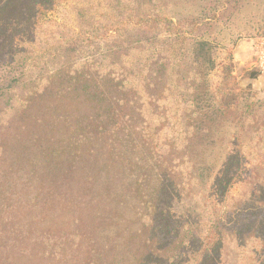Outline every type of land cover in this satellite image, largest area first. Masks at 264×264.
Wrapping results in <instances>:
<instances>
[{"label":"trees","instance_id":"1","mask_svg":"<svg viewBox=\"0 0 264 264\" xmlns=\"http://www.w3.org/2000/svg\"><path fill=\"white\" fill-rule=\"evenodd\" d=\"M58 1L0 0V61ZM141 12L130 21L154 35L142 46L0 94V264H264L262 107L247 101L231 143L245 130L254 164L245 155V170L230 169L244 156L228 154L204 178L198 148L236 113L232 71L207 81L215 49L196 37L204 21ZM129 152L142 157L136 180ZM126 191L137 199L127 202Z\"/></svg>","mask_w":264,"mask_h":264},{"label":"rangeland","instance_id":"2","mask_svg":"<svg viewBox=\"0 0 264 264\" xmlns=\"http://www.w3.org/2000/svg\"><path fill=\"white\" fill-rule=\"evenodd\" d=\"M146 7L163 9L174 23L187 25L186 21L196 18L207 24L199 28L196 36L214 44L215 69L207 81L217 83L222 68L230 66L233 75L230 88L236 90L239 99L235 116L229 122H221L222 126L216 125L212 132L213 140L198 148V155L205 157L196 167L206 178L209 173L225 166L228 154L239 157L242 151L241 163L232 162L228 166L234 170H245V155L248 154L245 152V141H248L245 130L237 146L231 143L239 131L238 120L245 113L247 101L260 104L262 110L255 109L264 114V65L259 64L257 58L258 46L264 49V0H60L53 8L43 11L36 23L15 40V46L4 52L7 54L0 61V94L15 85L17 93L26 92L25 82L39 76L46 77L72 61H86L107 51L118 52L142 46L139 43L142 39L154 35L146 34L145 37L130 20L135 19L131 18L132 13L142 14ZM107 35H113L115 40L107 39ZM165 37L166 33L155 36L151 39L153 45L161 43ZM247 41L252 43L251 52H245ZM189 63L190 57L185 64ZM183 89H186L184 84ZM208 102L204 101V104L208 106ZM129 155L136 164L132 177L136 180L142 157L132 156L130 152ZM247 158L253 165L252 156L247 155ZM196 191L199 192L198 200L202 197L205 201L206 190ZM244 191L245 187L238 185L233 194L239 197ZM126 195L127 202L137 199L133 191H126ZM188 204L194 206L196 202ZM176 207L177 211L183 208Z\"/></svg>","mask_w":264,"mask_h":264},{"label":"built area","instance_id":"3","mask_svg":"<svg viewBox=\"0 0 264 264\" xmlns=\"http://www.w3.org/2000/svg\"><path fill=\"white\" fill-rule=\"evenodd\" d=\"M257 58H258V63L263 66L264 65V49L260 46H258Z\"/></svg>","mask_w":264,"mask_h":264},{"label":"crops","instance_id":"4","mask_svg":"<svg viewBox=\"0 0 264 264\" xmlns=\"http://www.w3.org/2000/svg\"><path fill=\"white\" fill-rule=\"evenodd\" d=\"M249 41H251V40H249ZM251 49H252V43L251 42H248V41L245 42V52H251ZM249 54H251V53H249Z\"/></svg>","mask_w":264,"mask_h":264}]
</instances>
